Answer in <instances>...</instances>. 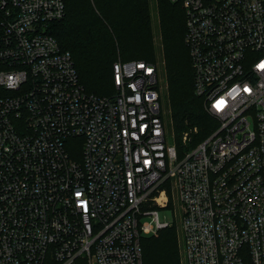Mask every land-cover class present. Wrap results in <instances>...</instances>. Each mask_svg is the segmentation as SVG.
<instances>
[{
    "label": "built area",
    "instance_id": "obj_1",
    "mask_svg": "<svg viewBox=\"0 0 264 264\" xmlns=\"http://www.w3.org/2000/svg\"><path fill=\"white\" fill-rule=\"evenodd\" d=\"M170 1L217 123L198 141L166 140L154 63L88 92L49 33L64 1L0 0V264H142L170 187L184 264H264V0Z\"/></svg>",
    "mask_w": 264,
    "mask_h": 264
},
{
    "label": "trees",
    "instance_id": "obj_2",
    "mask_svg": "<svg viewBox=\"0 0 264 264\" xmlns=\"http://www.w3.org/2000/svg\"><path fill=\"white\" fill-rule=\"evenodd\" d=\"M63 16L49 33L69 51L84 89L98 95L113 92L114 60L153 63L158 43L163 60L166 99L176 138L189 129L192 140L203 139L216 121L193 93L192 70L184 43V12L179 2L155 0L158 37L154 38L149 0H63ZM195 126V132L191 127ZM142 264H179L173 225L156 235L140 237Z\"/></svg>",
    "mask_w": 264,
    "mask_h": 264
},
{
    "label": "rangeland",
    "instance_id": "obj_3",
    "mask_svg": "<svg viewBox=\"0 0 264 264\" xmlns=\"http://www.w3.org/2000/svg\"><path fill=\"white\" fill-rule=\"evenodd\" d=\"M149 9H150L151 25H152V30L154 33V38L157 39L158 29H157V14H156V8H155V0H149ZM159 49H160V46L158 43V50L156 51V59L153 63L156 65V67L158 69V74H159L160 81H161L160 107L162 110V117L165 121L166 140L168 142H173V137L175 135V132H174L173 127H172V122L170 120L169 107L167 105L166 82H165L164 73H163L164 72L163 71V60H162L161 54L159 53ZM193 127H195V126H193ZM186 131L188 132L189 129ZM175 139L178 141L179 136L176 138V135H175ZM193 141H191L189 143H192ZM178 145H179V142H178ZM177 149L179 150L180 148H177ZM169 197H170V200L167 204L168 207L158 208L157 212H158V216L161 220L164 219V220H167L169 222H172L171 225L174 226L175 233H176V239H177V248H178V257H179L178 263L184 264L183 263L182 239H181L180 226H179V219H180L179 210L180 209H179V205H178V202L176 199L174 187H170Z\"/></svg>",
    "mask_w": 264,
    "mask_h": 264
}]
</instances>
